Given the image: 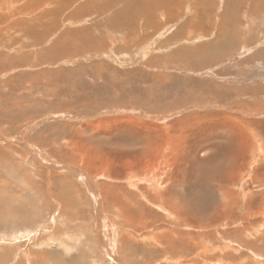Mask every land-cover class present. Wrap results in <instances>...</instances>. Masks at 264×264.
Here are the masks:
<instances>
[{"label":"rangeland","instance_id":"1","mask_svg":"<svg viewBox=\"0 0 264 264\" xmlns=\"http://www.w3.org/2000/svg\"><path fill=\"white\" fill-rule=\"evenodd\" d=\"M168 1L77 57L0 0V264H264V0Z\"/></svg>","mask_w":264,"mask_h":264},{"label":"bare ground","instance_id":"2","mask_svg":"<svg viewBox=\"0 0 264 264\" xmlns=\"http://www.w3.org/2000/svg\"><path fill=\"white\" fill-rule=\"evenodd\" d=\"M33 1H36V0H32L31 3L29 2L28 3L29 5L27 4V6H25L18 13L20 16L22 14H24V13L26 14V16L27 15L30 16L31 14L34 15L33 18L30 19V20H29V16L19 20V21H21V23H19L20 30L21 31L25 30L26 33H27V30L29 29V27H32L31 30H33V27L37 25L36 23H38V25L39 24L43 25V22H41L40 18H35V17L40 14V16H41V18L43 20V18L46 15V10H49V9H46V7L48 6V3H49V6L52 5V7H51L52 10H50L51 11L50 13H52V15H53V12H55V14L60 12L61 15H65L66 18L69 20L68 21L66 19L69 22L68 23V25H69L68 27L75 26V27H71L72 29L71 28L67 29V27H66L67 30L62 31L60 34H58V32H59L58 31L57 34L60 35L59 36L60 38L59 37L57 38V36H55V37L60 40L59 42H61L58 45L60 51L64 50V52L66 54H69L71 52L74 55H76L77 57H79L78 55H84L85 53H87V51H94L93 45L100 44L103 41V38H102L103 34H104L103 28H105L107 30V27L112 26V27H114L116 29L123 30V32H124V33H122L123 34V36H122L123 37V44L126 45V46H129L130 44L132 45V44H134V42H137L136 38L139 35L142 36L143 32L145 33V31L149 32V30H151V33H152V30H157L158 29L160 23H162L160 21L161 19L159 20L158 19L159 17H157V15H159L158 14L159 11H161V10L165 11L166 12L165 15H167L168 13H172L171 12L172 11V8H171L172 6H168V2H169L168 0H62V1L58 0L60 2L59 4H56L55 0H38V3L35 2V3H37V5ZM45 2H47V5H45ZM50 2L53 3V4H51ZM15 13H16V11H15ZM103 15L109 16V20H108L107 26H105V24H101V23H97V22H93L91 24H88L86 22V23L82 24L84 22V20H81V22L72 21V20L79 19L80 17L87 18V17H90V16H92V17L94 16V18H95V16L103 17ZM160 16H162V15H160ZM101 17H99V18H101ZM168 18H172V16L170 15V16H168ZM33 20H37V21H33ZM33 22L34 23L36 22V23H35L34 26L33 25L31 26V24H34ZM74 23H76L77 26L79 25V27H76V25ZM61 24H62V22H61ZM38 25L36 27H38ZM163 25L164 24L162 23L161 26H163ZM182 25H184V24H182ZM41 27L42 28H40V29L42 30L43 27H45V26L43 25ZM177 27L175 29L178 32L179 29H177ZM179 27H181V26L179 25ZM35 30H37V29L35 28ZM180 30L182 31V29H180ZM180 30H179V32H180ZM175 31H174V33L177 34V32H175ZM28 32H30V30ZM41 32H43V31H41ZM47 32H49V30ZM36 33H34V34L36 35ZM53 33H55V32H53ZM95 33H97V34H95ZM39 34H42V33H39ZM48 34H50V33H48ZM178 34L180 35L181 33H178ZM146 36L147 35H143L142 38L146 37ZM168 36L170 37V35H168ZM171 36H172V38L175 37L173 35H171ZM228 39H230V37L227 38V40ZM170 40H171V37H170ZM165 41H166V39H165ZM168 41L169 40H167L165 42L166 45L168 44ZM233 41L234 40L231 39L229 42H233ZM42 42L46 43L45 41H42ZM53 42L56 43L57 40H54ZM39 44H41V43H39ZM62 44H66L67 47H69V48H67L69 50L64 49V47L62 48V46H65V45H62ZM41 45H44V44H41ZM40 46H38V47L40 48ZM52 46H53V48H57V47H54L55 45H52ZM183 47H185V46H183ZM130 48H131V46H130ZM49 50H50V48H49ZM42 51L44 52V50H42ZM42 51H41V53H42ZM185 51H187V50H185ZM47 52L45 51L44 53L47 54ZM44 56H46V55H43V57ZM52 57L53 56H51V58ZM243 186H245V185H243Z\"/></svg>","mask_w":264,"mask_h":264},{"label":"water","instance_id":"3","mask_svg":"<svg viewBox=\"0 0 264 264\" xmlns=\"http://www.w3.org/2000/svg\"><path fill=\"white\" fill-rule=\"evenodd\" d=\"M246 179H248V178H246ZM243 185H245V186H243ZM250 183L248 182V181H243V183H242V192L243 191H247L248 190V188H250ZM51 244V246H55V244L54 243H50Z\"/></svg>","mask_w":264,"mask_h":264}]
</instances>
